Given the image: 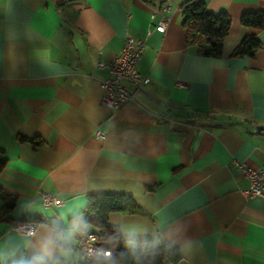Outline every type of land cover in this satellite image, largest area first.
Here are the masks:
<instances>
[{"label": "crops", "instance_id": "obj_1", "mask_svg": "<svg viewBox=\"0 0 264 264\" xmlns=\"http://www.w3.org/2000/svg\"><path fill=\"white\" fill-rule=\"evenodd\" d=\"M184 1L0 0V194L13 204L0 213V264L21 251L84 264L72 247L93 230L79 226L94 193L133 197L140 210L111 212L109 224L124 238L177 246L173 264H264V198L242 194L240 168L264 166V28L240 23L264 0H203L230 18L218 58L187 42ZM164 4L159 32L150 6ZM249 35L261 42L254 56H231ZM128 36L145 41L138 70L149 83L110 117L99 82L107 71L92 63ZM41 192L65 202L46 208ZM26 216L63 227L10 229Z\"/></svg>", "mask_w": 264, "mask_h": 264}, {"label": "trees", "instance_id": "obj_2", "mask_svg": "<svg viewBox=\"0 0 264 264\" xmlns=\"http://www.w3.org/2000/svg\"><path fill=\"white\" fill-rule=\"evenodd\" d=\"M180 12L182 26L186 31V40L189 44L196 46L198 54L214 58L222 56L223 39L230 27L229 16L223 12L216 14L209 11L203 0H185L180 5ZM240 23L246 27L262 29L264 28V11L244 13ZM260 46L261 42L257 36H244L239 39L231 56L253 57ZM33 142L35 146L40 143L34 140ZM4 164L5 160H0V171ZM0 200L3 201L0 213L13 207L5 195L0 194ZM139 210V206L130 195L94 193L87 196L86 206L80 213L83 220L79 231H85L91 227L93 229L91 231L96 232L98 236L99 245L111 251V257L108 260L96 258L89 264H173L181 259L177 246L162 239L124 238L119 230L108 222V215L111 212ZM25 220L47 223L57 232L63 227L58 221L40 216L22 217L13 221V224ZM48 262V259L34 252L21 251L7 264H47Z\"/></svg>", "mask_w": 264, "mask_h": 264}, {"label": "built area", "instance_id": "obj_3", "mask_svg": "<svg viewBox=\"0 0 264 264\" xmlns=\"http://www.w3.org/2000/svg\"><path fill=\"white\" fill-rule=\"evenodd\" d=\"M146 3V0H141ZM152 16H159V21L154 26V30L163 32L169 15L166 11L169 9L167 4L161 6L151 5ZM146 44L142 39L126 37L120 51L110 60L105 62L96 61L92 66L99 67L107 71V76L99 80L102 95L101 103L108 108L109 116L112 117L116 111L125 103L135 102V93L141 90L147 83L149 77L138 70V62L142 57ZM94 135L98 138L106 137V130L97 128ZM242 175L248 180L249 186L242 190L246 198L262 197L264 198V166L259 168L250 167L240 163ZM41 204L46 208L58 207L64 204V200L49 192L39 194ZM38 222L34 220L20 221L11 225V230L31 236L37 229ZM76 252L77 259L88 264L94 258L100 257L108 260L111 257V251L99 245L96 232L89 231L83 240L72 247Z\"/></svg>", "mask_w": 264, "mask_h": 264}, {"label": "rangeland", "instance_id": "obj_4", "mask_svg": "<svg viewBox=\"0 0 264 264\" xmlns=\"http://www.w3.org/2000/svg\"><path fill=\"white\" fill-rule=\"evenodd\" d=\"M97 258H100V257H97ZM94 259H96V258H94Z\"/></svg>", "mask_w": 264, "mask_h": 264}]
</instances>
